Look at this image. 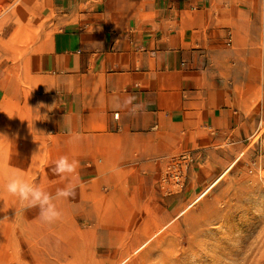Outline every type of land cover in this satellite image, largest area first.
<instances>
[{"label": "crops", "instance_id": "1", "mask_svg": "<svg viewBox=\"0 0 264 264\" xmlns=\"http://www.w3.org/2000/svg\"><path fill=\"white\" fill-rule=\"evenodd\" d=\"M251 2L51 0L56 28L31 62L43 85L0 87V144L13 145V159H52L56 136L78 162L80 190L102 183L142 195L143 207L156 158L188 150L197 163L231 133L238 144L257 128L259 116L238 125L237 107L239 88L258 87L243 73V37L259 11ZM18 127L28 138L7 135ZM26 144L36 150L22 153Z\"/></svg>", "mask_w": 264, "mask_h": 264}, {"label": "rangeland", "instance_id": "2", "mask_svg": "<svg viewBox=\"0 0 264 264\" xmlns=\"http://www.w3.org/2000/svg\"><path fill=\"white\" fill-rule=\"evenodd\" d=\"M251 3L259 11L243 37L251 55L243 73L245 83L258 87L237 91L238 125L259 116L250 137L234 144L231 133L197 163L193 157L183 189L171 196L157 185L165 162L156 158L155 192L141 208L136 197L142 195L126 190L116 193L102 183L80 190L79 167L75 174L56 175V155L65 156L56 149V136H49L59 153L52 159H13V145L1 143L0 264H264V6L261 0ZM0 13V87L42 86L31 62L56 28L51 0H0ZM28 132L18 127L7 135L24 139ZM34 148L20 145L22 153ZM13 173L52 195L71 183L75 195L55 200L61 217L45 222L38 208H24L7 193ZM127 200L133 207L115 206Z\"/></svg>", "mask_w": 264, "mask_h": 264}, {"label": "clouds", "instance_id": "3", "mask_svg": "<svg viewBox=\"0 0 264 264\" xmlns=\"http://www.w3.org/2000/svg\"><path fill=\"white\" fill-rule=\"evenodd\" d=\"M4 15L0 13V26L5 23ZM133 99L135 98H129L126 103H131ZM44 106L41 102L38 107ZM141 107L142 105L133 106L131 114L135 115ZM54 163L53 172L59 176L75 174L78 168V162L74 160L70 161L67 156H60ZM5 189L8 194L18 198L22 207L38 208L40 219L49 223L61 217V212L57 209L54 201L61 198L67 200L69 197L75 195V186L71 183L67 184L64 188L57 189L55 195H52L38 184L29 183L22 175L16 173L10 174L7 177Z\"/></svg>", "mask_w": 264, "mask_h": 264}, {"label": "built area", "instance_id": "4", "mask_svg": "<svg viewBox=\"0 0 264 264\" xmlns=\"http://www.w3.org/2000/svg\"><path fill=\"white\" fill-rule=\"evenodd\" d=\"M261 1L264 6V0ZM193 163V156L190 151H182L168 159L158 179V187L163 195L171 196L183 189Z\"/></svg>", "mask_w": 264, "mask_h": 264}, {"label": "bare ground", "instance_id": "5", "mask_svg": "<svg viewBox=\"0 0 264 264\" xmlns=\"http://www.w3.org/2000/svg\"><path fill=\"white\" fill-rule=\"evenodd\" d=\"M170 157H166V158H164L163 160H164V162H165V164L167 163V161H168V159H169ZM165 167V166H164ZM164 170V169H163ZM163 172V171H162ZM161 172V173H162ZM157 185H158V183H157ZM15 236V235H14Z\"/></svg>", "mask_w": 264, "mask_h": 264}]
</instances>
